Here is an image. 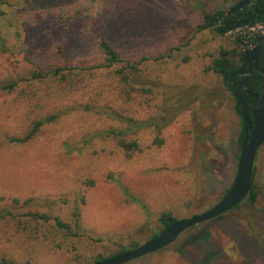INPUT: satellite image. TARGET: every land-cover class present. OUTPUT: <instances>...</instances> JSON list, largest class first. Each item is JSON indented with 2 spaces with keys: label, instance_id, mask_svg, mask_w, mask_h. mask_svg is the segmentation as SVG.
<instances>
[{
  "label": "rangeland",
  "instance_id": "obj_1",
  "mask_svg": "<svg viewBox=\"0 0 264 264\" xmlns=\"http://www.w3.org/2000/svg\"><path fill=\"white\" fill-rule=\"evenodd\" d=\"M2 1L0 264H92L159 235L163 213L191 218L225 196L243 120L210 68L234 31L197 26L239 0ZM96 34L135 62L149 57L131 81L142 91L128 95L121 66H104ZM43 120L31 141H11ZM254 172V203L127 264H264V145Z\"/></svg>",
  "mask_w": 264,
  "mask_h": 264
},
{
  "label": "water",
  "instance_id": "obj_2",
  "mask_svg": "<svg viewBox=\"0 0 264 264\" xmlns=\"http://www.w3.org/2000/svg\"><path fill=\"white\" fill-rule=\"evenodd\" d=\"M251 5H253V0H243L236 5L231 12L243 11L246 6ZM241 24H243V27H241ZM233 29L236 30L235 36L237 39L243 37L245 32L255 30L252 29L250 21L246 18L238 22ZM225 32H227V30H223V33ZM254 37L256 44L252 43L250 38L245 39V41L239 40L244 49V62L242 67L231 75L227 83V87L231 88L236 77L241 79L233 95L236 99L237 107H241L239 114L242 116L243 133L245 134L244 139L240 143L241 152L238 162V171L231 188L225 196L209 210L196 214L191 218L177 219L169 226L165 227L154 239L132 250L118 253L95 264H127L156 253L173 244L185 231L226 214L240 205L249 195L254 181L257 154L264 145V60L262 65L259 63L261 52L263 51L264 54V26L261 30H258V33L254 34ZM254 71H258L262 74L260 79V93L251 91L250 81ZM242 92L245 94H242ZM248 97L255 99V102L250 106L246 102ZM257 106H259V108H257Z\"/></svg>",
  "mask_w": 264,
  "mask_h": 264
},
{
  "label": "trees",
  "instance_id": "obj_3",
  "mask_svg": "<svg viewBox=\"0 0 264 264\" xmlns=\"http://www.w3.org/2000/svg\"><path fill=\"white\" fill-rule=\"evenodd\" d=\"M241 1L243 0H239V2L236 5H238ZM2 6H3V1L0 0V18L5 14L4 10L2 9ZM254 7L255 9L249 8L247 12V18L250 20V24L252 28H254L257 25H264V0H254ZM225 13L226 12L223 11H217L215 13L205 12L203 14V22L197 26V31L200 32L210 28L218 29L217 19L220 20L222 24V28H226L227 26L234 27L238 22V15L240 14V12H235L234 14H231L229 17H226L225 20L223 21L222 17L225 15ZM96 36H97V45L105 58L106 64L104 66L107 68L121 66V68L116 70L115 73H116V77H120L122 82L125 83L124 85L129 87V89L126 90V93L130 95L131 91H142L140 90L142 88H137V86H134L131 83V81L133 80V77L135 75H139L141 62L148 60L149 57L142 58L139 62L138 61L135 62L129 57L125 56L119 50L114 48V46L105 38V36L101 34H96ZM233 43H234L233 47L229 49L222 48L220 50L219 55L213 59L210 68L215 73L219 74L223 78L226 84L228 83L231 75L234 72L238 71L242 67V64L244 62V50L242 46L234 40ZM54 76L58 77L63 83H68L72 87H76L77 82H79L77 80V77L74 76V74L66 73L62 68H57L54 71ZM259 78L260 75L257 72H254L251 76V87L254 92H258L261 89ZM13 85L14 84L8 85V87L13 88ZM45 123H46L45 120L35 122L33 125V129L26 136L22 138H14L11 141L19 144H24L31 141V139H33L36 136V133L41 129V127ZM122 133L123 132H121V134ZM115 134L116 136H118V133ZM243 138H244V133L242 131L241 140H243ZM119 143L127 153H131L132 151L139 149V144L137 142L135 141L128 142L126 141L125 138H122V136L119 137ZM254 176H255V172H254ZM256 197L257 194L255 191V185L253 181V185L249 193V199L251 202L254 203L256 201ZM241 204L235 208L240 207ZM35 216L39 217V219L44 218L45 221H47L49 218L46 215L44 216V215L35 214ZM175 220L177 219L170 212L163 213L162 216L160 217V222L163 224V229L169 226ZM157 236L158 234L154 235L152 239H154ZM104 259L106 258L98 257L92 264H95Z\"/></svg>",
  "mask_w": 264,
  "mask_h": 264
},
{
  "label": "flooded vegetation",
  "instance_id": "obj_4",
  "mask_svg": "<svg viewBox=\"0 0 264 264\" xmlns=\"http://www.w3.org/2000/svg\"><path fill=\"white\" fill-rule=\"evenodd\" d=\"M242 2V1H241ZM235 7V6H234ZM233 7V8H234ZM233 8H230V10L229 11H227L226 13H225V15L222 17V19H223V21L225 20V18L226 17H229L231 14H234L235 12H240V14L238 15V22H240L241 20H243V19H247V20H249L248 18H247V12H248V9L249 8H253V9H255V7H254V0H253V5H251V6H246L245 7V9L243 10V11H235V12H231V10L233 9ZM250 21V20H249ZM217 27L219 28L220 27V25H222L221 24V22H220V20H218L217 19ZM237 22V23H238ZM258 26H264V25H257V26H255L254 28H252V29H255V30H251L250 32H245L244 34H243V37H241V38H239V39H237L236 38V36H235V32H236V30H234L233 28L234 27H231V26H227L226 28H222V29H220V31L223 33V30H227V32H232V31H234V35H233V38H234V41H236L238 44H240L241 46H242V48H243V45L239 42V40H241V41H245V39H247V38H250V40H251V42L252 43H254V44H256V40H255V37H254V34L255 33H258V30H257V27ZM241 27H243V24H241ZM244 50V49H243ZM263 60H264V54H263V51L261 52V54H260V56H259V63L262 65V62H263ZM254 72H257V73H259V75H260V78L259 79H261V76H262V74L260 73V72H258V71H254ZM253 72V73H254ZM252 73V74H253ZM252 76V75H251ZM240 81H241V79L239 78V77H236V79H235V82H234V84H232V87L231 88H228V90L233 94V92H234V90L235 89H237L238 88V86H239V83H240ZM250 83H251V81H250ZM251 91L252 92H254L253 90H252V87H251ZM261 92V89L258 91V92H254V93H260ZM242 94H245V93H243L242 92ZM234 96V95H233ZM236 100V99H235ZM246 102H247V104L250 106V105H252L254 102H255V99L254 98H252V97H248L247 99H246ZM237 105V104H236ZM257 108H259V106H257ZM237 109H238V112H240V110H241V107H237ZM242 117V116H241ZM251 119H252V115H251ZM253 123V122H252ZM244 137H245V134H244ZM244 139V138H243ZM242 141V140H241ZM194 228V227H193Z\"/></svg>",
  "mask_w": 264,
  "mask_h": 264
}]
</instances>
